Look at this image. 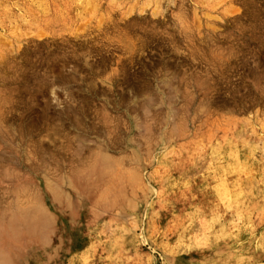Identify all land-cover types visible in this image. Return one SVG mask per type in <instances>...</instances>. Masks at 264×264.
I'll list each match as a JSON object with an SVG mask.
<instances>
[{"label": "rangeland", "instance_id": "obj_1", "mask_svg": "<svg viewBox=\"0 0 264 264\" xmlns=\"http://www.w3.org/2000/svg\"><path fill=\"white\" fill-rule=\"evenodd\" d=\"M263 18L264 0H0V264H264Z\"/></svg>", "mask_w": 264, "mask_h": 264}, {"label": "bare ground", "instance_id": "obj_2", "mask_svg": "<svg viewBox=\"0 0 264 264\" xmlns=\"http://www.w3.org/2000/svg\"><path fill=\"white\" fill-rule=\"evenodd\" d=\"M252 3V2H251ZM180 6V5H179ZM181 9V8H180ZM182 12V11H181ZM180 13V12H179ZM178 13V15L177 16H180V14ZM155 14V13H154ZM182 16H183V18H182ZM182 19V20H179L180 22L181 21H183V20H185V16L184 15H182V13H181V16L180 17H178V19ZM177 19V20H178ZM188 19V18H187ZM264 19V18H263ZM256 22V21H255ZM257 22H258V20H257ZM184 23V21L181 23V24H183ZM242 23V22H241ZM258 25V24H257ZM186 26V27H185ZM184 27L185 28H182L183 26H181V28L182 29H186L187 30V26L188 25H185ZM189 27H190V25H189ZM254 27V26H253ZM153 28V27H152ZM190 29V28H189ZM192 29V28H191ZM191 29L190 30H187L188 32H190L191 31ZM185 30V31H186ZM193 30V29H192ZM145 31V30H144ZM181 31H183V30H181ZM186 31V32H187ZM193 32V31H192ZM194 33V32H193ZM137 34V33H136ZM192 34V33H191ZM148 35V34H147ZM183 35H184V33H183ZM189 35H190V33H189ZM189 35H188V33L186 34V37L188 38L189 37ZM145 36V35H144ZM185 36V35H184ZM140 37H141V35H140ZM194 37V36H193ZM142 38V37H141ZM172 38V37H171ZM185 38V37H184ZM191 38V37H190ZM145 39V38H144ZM146 41H147V39H145ZM191 40V39H190ZM173 41H174V39H173ZM129 42V41H128ZM140 42H142L143 43V41H141L140 40ZM211 42V41H210ZM142 43H140L139 44V46H141V44ZM172 43H174V42H172ZM194 43V42H193ZM192 43V44H193ZM132 44V43H131ZM145 44V43H144ZM175 44H176V42H175ZM188 44V43H187ZM260 44L261 45H263V42H260ZM143 45V44H142ZM194 45V44H193ZM128 46V48H129V44L127 45ZM126 46V47H127ZM133 46L134 45H132L130 48H133ZM176 46V45H175ZM175 46H173L174 48H175ZM197 46V45H196ZM195 46V47H196ZM221 46V45H220ZM243 46V45H242ZM142 47V46H141ZM140 47V48H141ZM177 47L178 48H176V49H179L180 47L177 45ZM218 47V46H217ZM216 47V48H217ZM138 48V47H137ZM193 48V47H192ZM199 48V47H198ZM215 48V49H216ZM230 48V47H229ZM124 49H125V47H124ZM175 49V50H176ZM197 49V48H196ZM203 49V48H202ZM238 49V48H237ZM251 49V48H250ZM249 49V50H250ZM73 50V49H72ZM106 50V49H105ZM125 50H127V48L125 49ZM129 50H131V49H129ZM141 50V49H140ZM191 50V49H190ZM198 50V49H197ZM214 50V49H213ZM219 50V49H218ZM217 50V51H218ZM240 50V49H239ZM98 51V50H97ZM177 51H179V50H177ZM192 51V50H191ZM190 51V52H191ZM215 51V50H214ZM83 52V51H82ZM92 52V51H91ZM130 52V51H129ZM197 52V51H196ZM231 53L229 54V56L231 55H237V53H238V51L236 50V51H232V49H231V51H230ZM233 52V53H232ZM81 53V52H80ZM84 53V52H83ZM82 53V54H83ZM87 53V52H86ZM85 53V54H86ZM193 53V52H192ZM219 53V52H218ZM227 53V52H226ZM90 54V53H89ZM221 54V53H220ZM201 55V54H200ZM216 55V54H215ZM228 55V54H227ZM247 55V54H246ZM69 56V55H68ZM75 56V55H74ZM193 56V55H192ZM199 56V55H198ZM76 57V56H75ZM197 57V56H196ZM205 57V56H204ZM226 57H228V56H226ZM255 57V56H254ZM257 57V56H256ZM194 58V57H193ZM192 58V59H193ZM231 58V57H230ZM264 58V57H263ZM200 59V58H199ZM229 59V58H228ZM261 59V58H260ZM68 60H69V58H68ZM70 60H71V58H70ZM222 60V59H221ZM264 60V59H263ZM103 61V60H102ZM132 61V60H131ZM185 61V60H184ZM207 61H208V59H207ZM215 61V60H214ZM209 62V61H208ZM221 62H223V60L221 61ZM220 62V63H221ZM61 63H63V61L61 62ZM181 63V62H180ZM184 63V62H183ZM224 63V62H223ZM223 63H221V65L223 64ZM259 63H261L260 65H262V63L263 62H258V65H259ZM66 64V63H65ZM215 64V62L213 63V65ZM224 64H227V62L226 63H224ZM223 64V65H224ZM123 65V64H122ZM125 65V64H124ZM124 65L122 66V67H124ZM187 65V64H186ZM228 65V64H227ZM232 65V64H231ZM171 66V65H170ZM215 66V65H214ZM4 67V66H3ZM216 67H217V65H216ZM215 67V68H216ZM224 67V66H223ZM225 67H226V69H227V67L228 66H226L225 65ZM231 66H229V68H230ZM12 68V67H11ZM94 68V67H93ZM97 68H98V66H97ZM106 68V67H105ZM43 69V68H42ZM126 69V68H125ZM259 69V68H258ZM50 70V69H49ZM94 70V69H93ZM185 70V69H184ZM213 70H214V74H215V69L213 68ZM217 70V69H216ZM51 71V70H50ZM123 71H124V69H123ZM49 72V71H48ZM54 72V71H53ZM58 72V71H57ZM59 72H61V71H59ZM122 72V71H121ZM210 72V71H209ZM211 72H212V70H211ZM221 72V71H220ZM223 72V71H222ZM226 72H227V70H226ZM1 73V72H0ZM62 73V72H61ZM122 73H124V72H122ZM184 73V72H183ZM213 73V72H212ZM218 73V72H217ZM60 74V73H59ZM126 74V73H125ZM197 74V73H196ZM219 74H221V73H219ZM250 74V73H249ZM251 74H253V73H251ZM30 75V74H29ZM52 75V74H51ZM127 75V74H126ZM183 75V74H182ZM189 75V74H188ZM194 75V74H193ZM216 75V74H215ZM3 76H4V74H3ZM54 76H55V74H54ZM57 76H59V75H57ZM251 76V75H250ZM104 77V76H103ZM182 77V76H181ZM196 77V76H195ZM212 77V76H211ZM210 77V78H211ZM0 78H1V75H0ZM3 78V77H2ZM6 78V77H5ZM23 78V77H22ZM27 78V77H26ZM184 78V77H183ZM264 78V77H263ZM4 79V78H3ZM107 81L108 80H110L109 81V84L111 85V78L110 77H106L105 78ZM223 79H224V76H223ZM14 80V79H13ZM65 79H61V81H64ZM106 80H104V81H106ZM191 80V79H190ZM220 80V79H219ZM128 81V80H127ZM185 81H187V80H185ZM215 81V80H214ZM218 81V80H217ZM1 82V81H0ZM182 82V81H181ZM190 82V81H189ZM190 84V83H189ZM219 84V83H218ZM185 85V84H184ZM243 85V84H242ZM186 86V85H185ZM187 87V86H186ZM235 88V87H234ZM95 89V88H94ZM188 89V88H187ZM133 90H134V88H133ZM96 91V90H95ZM190 91H188V93H189ZM67 94H68V96L71 98V96H72V94H71V92L70 91H68V92H66ZM93 93V92H92ZM134 93V92H133ZM10 94V93H9ZM32 94V93H31ZM185 97V96H184ZM1 99V98H0ZM3 99V98H2ZM5 99V98H4ZM185 99V98H184ZM187 99V98H186ZM1 101V100H0ZM3 101V100H2ZM6 101V100H5ZM0 104H1V102H0ZM5 105V104H4ZM3 105V106H4ZM13 105V104H12ZM5 108V107H4ZM1 109H3V107H0V110ZM11 109V108H10ZM12 109H13V107H12ZM10 112V110L8 109V108H6L4 111L2 110L1 112H0V124H2V123H6V121H8V113ZM71 112H75V110H72ZM12 113V112H11ZM98 113V112H97ZM96 113V114H97ZM75 114V113H74ZM77 114H78V112H77ZM80 114V113H79ZM78 114V115H79ZM14 116V115H13ZM109 116V115H108ZM110 117V116H109ZM58 118H60V117H58ZM113 118V117H112ZM107 120V119H106ZM66 122V121H65ZM263 124H264V122H263ZM262 124V125H263ZM7 129V128H6ZM71 139V138H70ZM102 152V151H101ZM100 152V153H101ZM94 162V161H93ZM103 164H105L106 166L109 164L110 165V159L109 158H107V157H100L99 159H98V161H96L95 162V165H98V166H101V165H103ZM93 165H94V163H93ZM109 165H108V167H109ZM111 166H113L112 164H111ZM120 167V166H119ZM106 168V167H105ZM111 172V174H112V171H110ZM110 174V175H111ZM98 175V174H97ZM100 175V174H99ZM101 176H103V175H101ZM133 178H134V176H133ZM26 197H28L27 195H25ZM27 199V198H26ZM32 202V201H31ZM33 203V202H32ZM36 208H37V206H36ZM30 211V210H29ZM36 211H38V210H36ZM20 213V216L22 217V219L25 221V223H26V225H27V227L29 228V229H31V228H33L34 227V224H32V223H36V221H38V219H40V217H41V215H36L37 213H35L34 215L32 214V216L30 215L31 214V212L29 213L28 211H26V210H23V211H21V212H19ZM11 224H12V221L10 222ZM0 226H1V224H0ZM12 226L10 225V228H11ZM13 228V227H12ZM13 230V229H12Z\"/></svg>", "mask_w": 264, "mask_h": 264}]
</instances>
